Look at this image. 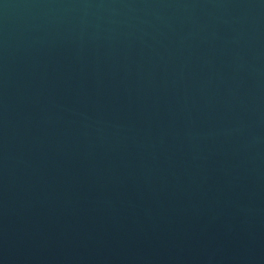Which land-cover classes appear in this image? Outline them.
<instances>
[{"label":"water","instance_id":"obj_1","mask_svg":"<svg viewBox=\"0 0 264 264\" xmlns=\"http://www.w3.org/2000/svg\"><path fill=\"white\" fill-rule=\"evenodd\" d=\"M0 264H264V0H0Z\"/></svg>","mask_w":264,"mask_h":264}]
</instances>
